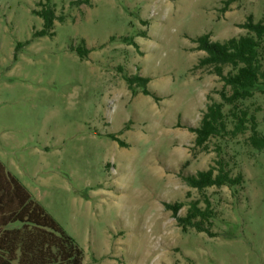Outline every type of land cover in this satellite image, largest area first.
Listing matches in <instances>:
<instances>
[{"label":"rangeland","instance_id":"374dc122","mask_svg":"<svg viewBox=\"0 0 264 264\" xmlns=\"http://www.w3.org/2000/svg\"><path fill=\"white\" fill-rule=\"evenodd\" d=\"M73 1L0 0V159L84 248L85 264H264V150L245 143L249 132L203 148L187 128L223 84L196 66L206 54L197 38L240 36L264 0L225 11V0ZM48 6L64 20L36 36V10ZM124 74L150 77L152 94L134 95ZM251 103L264 132V92ZM220 157L244 175L236 191L183 180ZM205 197L216 236L184 232L165 207L183 202L184 216Z\"/></svg>","mask_w":264,"mask_h":264},{"label":"trees","instance_id":"16d2710c","mask_svg":"<svg viewBox=\"0 0 264 264\" xmlns=\"http://www.w3.org/2000/svg\"><path fill=\"white\" fill-rule=\"evenodd\" d=\"M237 0H225L222 10ZM90 3V0H75L73 4ZM36 12L44 20V29L36 36L54 34L57 16L54 7L48 6ZM246 30L240 36L214 41L210 34L197 38V49L205 51L197 67H211L212 72L223 82L218 90L220 100L207 105L198 126H187L195 133V145L207 148L213 137L235 138L249 132L246 144L256 151L264 150V132L259 129L255 114L259 107L247 104L257 92H264V16L255 21L252 15L241 24ZM145 36V35H144ZM124 40L134 39L129 37ZM81 57L91 51L85 41L78 46ZM134 95L141 87L145 94L151 95L148 83L151 78L140 74H124ZM181 126V125H179ZM114 139L119 140L113 136ZM122 145L124 141L119 140ZM217 150L221 147L218 145ZM217 166L199 170L195 174L184 175L183 180L192 188L202 191L208 187L229 186L235 191L244 183L242 172L234 175L223 157L216 160ZM200 200L191 201L184 216L178 211L183 202H165L167 210L172 211L184 232L195 229L216 236L212 231L215 211L208 197L205 206ZM85 250L68 234L35 198L32 191L0 159V264H85Z\"/></svg>","mask_w":264,"mask_h":264}]
</instances>
